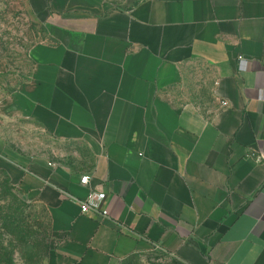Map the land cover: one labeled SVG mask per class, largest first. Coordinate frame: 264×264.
I'll use <instances>...</instances> for the list:
<instances>
[{
  "label": "crops",
  "instance_id": "0c3cea01",
  "mask_svg": "<svg viewBox=\"0 0 264 264\" xmlns=\"http://www.w3.org/2000/svg\"><path fill=\"white\" fill-rule=\"evenodd\" d=\"M28 5L47 36L0 99L57 146L0 168L50 212L47 264H264V0ZM92 191L108 217L67 195Z\"/></svg>",
  "mask_w": 264,
  "mask_h": 264
},
{
  "label": "rangeland",
  "instance_id": "374dc122",
  "mask_svg": "<svg viewBox=\"0 0 264 264\" xmlns=\"http://www.w3.org/2000/svg\"><path fill=\"white\" fill-rule=\"evenodd\" d=\"M138 1L104 0L112 8ZM46 36V27L33 14L28 0H0V66L12 82L29 78L33 66L30 49ZM2 87L0 83V90ZM0 102L1 144L5 141L26 153L57 146L43 138L41 130L28 120L4 111L2 99ZM7 175L6 172L0 173V264H47L54 244L50 212L46 206L21 195L12 184L10 192L2 195L1 183L8 178ZM166 261V255L155 250L138 254L120 264H164Z\"/></svg>",
  "mask_w": 264,
  "mask_h": 264
},
{
  "label": "built area",
  "instance_id": "2783aa9c",
  "mask_svg": "<svg viewBox=\"0 0 264 264\" xmlns=\"http://www.w3.org/2000/svg\"><path fill=\"white\" fill-rule=\"evenodd\" d=\"M90 178L89 176H83L81 182L83 184H88ZM69 198L76 200L81 207V212L83 214H97L101 213L103 216H109V209L103 207V201L106 199V194L103 192H90L85 198H77L72 194H67Z\"/></svg>",
  "mask_w": 264,
  "mask_h": 264
},
{
  "label": "trees",
  "instance_id": "16d2710c",
  "mask_svg": "<svg viewBox=\"0 0 264 264\" xmlns=\"http://www.w3.org/2000/svg\"><path fill=\"white\" fill-rule=\"evenodd\" d=\"M3 172H5V171L2 170L0 173H3ZM10 184H12V182H11L10 177L8 176V178L3 181V184L1 183V186H2L1 192H2V195H4V194L7 195L10 192V189L13 188V186H11ZM14 197H17V196L14 195ZM137 255L138 254H133V255L129 256L128 258H126L125 261L126 260H131V259L135 258Z\"/></svg>",
  "mask_w": 264,
  "mask_h": 264
}]
</instances>
